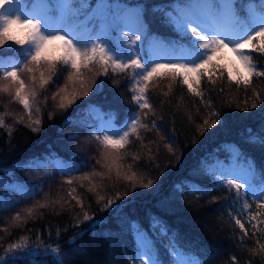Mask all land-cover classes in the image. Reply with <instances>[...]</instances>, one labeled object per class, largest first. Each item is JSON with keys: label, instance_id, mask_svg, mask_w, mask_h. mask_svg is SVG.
Masks as SVG:
<instances>
[{"label": "trees", "instance_id": "trees-1", "mask_svg": "<svg viewBox=\"0 0 264 264\" xmlns=\"http://www.w3.org/2000/svg\"><path fill=\"white\" fill-rule=\"evenodd\" d=\"M95 2L90 0V6ZM127 2L135 4L137 0ZM144 2L149 9L145 19L150 37L155 34L165 41H181L175 31L161 23L162 13L151 12L153 6L171 10L175 0ZM253 2L257 8L260 7L259 0ZM248 3L249 0L237 3L241 15ZM143 42L146 44L143 52L148 55V41ZM254 44L260 46L259 38ZM15 50V45L10 49L6 46L0 49V56L14 58ZM249 55L257 69L264 71V54L250 52ZM227 62L226 59L221 60V63ZM66 75L67 72L61 69L55 82L46 86L37 97L42 120L38 132L26 126L30 121L23 107L0 93V115L4 117V126L0 127V198L6 202L16 201L11 207L7 203L0 207V255H4L8 244L19 242L20 237L26 236L29 246L36 247L39 234L43 247L59 246L64 264H138L132 230L133 225H138L154 240L165 264H170L169 238L160 235L159 228L154 230L151 227L153 219L159 218L169 229V235L175 234L176 242L202 264H264V248L261 247L264 245V223L253 228L252 224L256 222L250 220L252 215L262 213L257 220L264 221V209H258L251 196L234 202V189L229 192L221 187L206 193H193L185 183L194 182L205 188L211 186L212 179L204 174L202 162L211 164L219 159L229 163L231 145L237 146L243 154L236 161L239 165L236 170L243 173L242 166L250 159L257 170L253 183L264 181V145L250 142L252 137L264 138V76L253 77L247 87L230 83L226 72L215 85L208 83L205 77L201 86L204 99L211 102L213 109L220 111L222 121L206 131L198 128L209 112L199 97L193 96L186 86L179 83L166 97L163 93L169 91V81H163L156 87L150 83L146 94L155 114H149L143 120L149 128L140 130L143 146L141 141L130 137L132 143L122 151L128 153L125 166L131 164L143 175L145 183L151 179L153 185L150 188L133 187L123 179H117L115 172L102 181L95 177L94 183L100 185L97 191L104 197L98 201L94 193L87 191L90 187L87 181L66 183L93 170L106 172L96 163L101 159L102 149L92 136L91 125H97V120L88 115V104L100 106L105 114L118 112L119 116L112 119L118 126L128 113L139 110L132 100L131 79L126 73L97 77L98 85L103 81L102 92L96 94V88H93L87 97L81 96L69 109L59 110L56 107L58 98L53 101L52 95L63 86ZM113 80L119 87H113ZM253 102L257 107H251ZM144 111L148 112L147 109ZM36 115L33 111L32 118L35 119ZM66 117H72L75 122L64 125ZM21 120L23 123H17ZM9 128L13 131L9 132ZM74 133L75 138L69 139ZM170 140L175 141L172 152L166 146ZM133 154L139 155L140 159L133 161ZM45 157H50L45 168L24 167L21 170L16 167L33 158L43 160ZM55 160L66 166L81 165L86 161L87 167L81 166L78 171L61 174ZM24 185L35 186V195L30 199L16 190L15 186ZM72 188L76 189V195L82 197L83 209L68 195ZM46 199L49 207H36L37 202L44 203ZM109 199L114 200L111 206H107ZM55 200H60V204H52ZM245 202L250 205L247 211L243 209ZM29 207H35V215L31 218L27 217ZM17 212L27 221L18 227L12 220ZM85 212L93 219L85 221ZM233 216L244 223L247 237L235 224ZM93 221L99 222L95 229L90 228ZM5 228L7 231L3 230ZM78 232L82 235L74 243H69ZM41 259L52 264L50 256Z\"/></svg>", "mask_w": 264, "mask_h": 264}, {"label": "snow or ice", "instance_id": "snow-or-ice-1", "mask_svg": "<svg viewBox=\"0 0 264 264\" xmlns=\"http://www.w3.org/2000/svg\"><path fill=\"white\" fill-rule=\"evenodd\" d=\"M238 2L242 0H175L171 10H166L164 6H153L151 12L162 13L161 23L181 38V41H165L155 34L150 37L149 25L145 19L149 9L144 0H137L135 4H129L127 0H96L94 6H90V0H32L31 4L28 0H0V49L16 46L14 58L0 56V93L8 95L23 107L30 121L26 126L33 132H38L42 120L37 97L46 86L55 82L61 69L67 72L64 84L52 95L53 101L58 98L56 107L59 110L69 109L81 96L87 97L93 88H96V94L102 92L103 81L98 85L97 77H107L109 73L113 76L126 73L131 79L132 100L139 111L128 113L117 127L112 119L119 116L118 112L105 114L100 106L91 102L88 104V115L98 121L97 125H91L92 136L102 149L101 159L96 163L105 168L106 172L93 170L69 179L66 183L71 185L73 180L87 181L90 185L87 191L94 193L98 201L104 197L97 191L100 185L94 183V178L100 177L102 181L106 176L110 178L113 172L117 179H123L133 187L150 188L153 185L151 179L145 183L143 175L134 170L131 164L125 166V156L128 153L122 151L132 143L130 137L141 141L143 146L140 130H149L143 120L149 114H155L146 94L150 83L156 87L163 81H169V91L163 93L166 97L176 83L186 86L189 93L199 97L209 112L198 128L206 131L222 121L220 111L213 109L211 102L204 99L205 93L201 86L205 77L208 83L215 85L218 79H223L226 72L230 83L237 87L241 84L247 87L253 77L264 76V71L257 69L253 57L249 55L250 52L264 54V0H259V8L253 0H249L243 15L237 8ZM257 38L260 40L259 47L254 44ZM142 40L148 41V55L143 52V43H138ZM222 50L231 53L232 60L221 63L225 59L219 55ZM113 87H119L115 80ZM251 107L255 108L257 104L253 102ZM33 111L37 114L35 119L32 118ZM49 117L51 118V113ZM74 122L72 117H66L64 125ZM3 126L4 117L0 115V127ZM152 126L156 127L155 122ZM8 131L13 129L9 128ZM75 136L74 133L69 139ZM174 142L170 140L166 145L169 152L173 151ZM250 142L264 145V138L252 137ZM242 155L237 146L231 145L229 163L219 159L211 164L202 162L204 174L212 179L211 186L207 188L194 182L185 183L193 193H206L221 187L229 192L234 189V202L251 196L256 207L264 209V181L259 186L253 183L257 176L254 162L249 159L242 166L243 174L236 170L239 166L236 161ZM49 159L50 157L43 160L33 158L16 167L21 170L24 167L45 168ZM131 159L138 161L140 156L133 154ZM81 166L87 167V162L67 166L63 162L56 164L61 174L78 171ZM9 174L11 175L10 170ZM15 187L24 193L25 198L30 199L35 195L34 185ZM68 195L83 209V199L76 195L75 188ZM116 198L119 199V196ZM60 202L55 200L52 204ZM5 203L11 207L16 201L6 202L0 198V207ZM113 203L114 200L109 199L107 206ZM49 206L47 199L36 205L40 209ZM249 208V203L245 202L243 209L247 211ZM34 215L35 207L27 208V217ZM260 215L262 213L250 217L251 221L256 222L252 224L253 228L258 223H264L257 220ZM232 218L247 237L248 232L241 219L237 216ZM83 219L88 221L93 218L85 212ZM12 220L17 227L27 222L19 212ZM97 223L99 222L93 221L90 228L95 229ZM151 227L154 230L159 228V234L169 238L168 251L172 257L170 264H202L195 255L185 251L176 242L175 234L169 235V229L159 218L153 219ZM3 230L7 231V228ZM132 230L136 239L135 259L138 264H165L147 232L138 225H133ZM80 235L82 232L76 233L69 243H74ZM261 247L264 248V245ZM45 256L51 257L52 264H64L59 246L43 247L38 234L37 246L30 247L25 236L20 237L19 242L8 244L4 255H0V264H22L24 261L28 264H47V260L41 259Z\"/></svg>", "mask_w": 264, "mask_h": 264}, {"label": "rangeland", "instance_id": "rangeland-1", "mask_svg": "<svg viewBox=\"0 0 264 264\" xmlns=\"http://www.w3.org/2000/svg\"><path fill=\"white\" fill-rule=\"evenodd\" d=\"M31 4V3H30ZM258 39V38H257ZM256 39V40H257ZM143 41V40H142ZM141 41V42H142ZM141 42H138V43H141ZM144 45V44H143ZM145 46V45H144ZM149 52H150V49H149ZM219 55H221V56H223L227 61H229V60H232V55H231V53H227V52H225V51H221L220 53H219ZM9 58H11V57H9ZM92 117V116H91ZM93 118V117H92ZM113 122V121H112ZM114 123V122H113ZM116 125V124H115ZM117 127H119L118 125H116ZM61 161H59V160H55L54 161V163H55V165L57 164V163H60ZM64 165V164H63ZM238 172V171H237ZM239 173H241V174H243L242 172H239ZM134 239H135V235H134ZM135 242H136V239H135ZM136 260V259H135ZM138 263V262H137Z\"/></svg>", "mask_w": 264, "mask_h": 264}]
</instances>
